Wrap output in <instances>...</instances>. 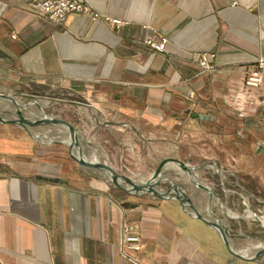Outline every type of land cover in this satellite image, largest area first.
<instances>
[{
  "label": "crops",
  "instance_id": "obj_1",
  "mask_svg": "<svg viewBox=\"0 0 264 264\" xmlns=\"http://www.w3.org/2000/svg\"><path fill=\"white\" fill-rule=\"evenodd\" d=\"M85 1L127 23L70 13L55 25L30 0H0L1 93L58 96L94 130L92 141L78 139L83 156L99 160L102 143L112 167L128 149L153 163L154 143L185 142L218 115L237 124L242 141L264 142V79L240 94L246 68L264 58V0ZM162 35V52L143 43ZM202 52L215 53L210 71L199 65ZM0 108L11 106L0 98ZM40 126L29 127L34 138L0 122V264H264L263 253L255 262L230 254L178 201L128 194L81 167L52 142L67 130L58 127L57 139ZM223 216L233 248L253 255L264 243L259 221ZM127 235L139 237L137 250L125 246Z\"/></svg>",
  "mask_w": 264,
  "mask_h": 264
},
{
  "label": "rangeland",
  "instance_id": "obj_2",
  "mask_svg": "<svg viewBox=\"0 0 264 264\" xmlns=\"http://www.w3.org/2000/svg\"><path fill=\"white\" fill-rule=\"evenodd\" d=\"M15 98L20 103L36 99L46 114L57 118H68L77 124L79 133L83 138L92 141L96 137L94 130L89 125L88 127L85 126L84 119L79 118L77 111L66 107L63 102L58 101V96L39 95V97H33L31 95H16ZM36 106L31 104L25 109L22 108V111L25 112L24 115L26 117L39 116L40 110ZM4 116L8 118L14 117L11 112H4ZM231 123L223 116L218 115L217 120L214 119L208 122L204 129L194 134V137H186L185 142H181L180 144L175 142L173 143V147L172 143H154L155 147H159L160 149L157 148L158 151L154 152L156 161L153 163L150 162L151 159L145 162L143 158L137 157V154H133L128 149L125 151L121 162L113 168L118 173L135 181H142L157 166L159 154L163 147L169 156L172 154L173 157L175 156L191 165L207 164V166L199 168L194 172L196 174L194 181H198L211 188L217 194L218 199L215 196L209 198L207 191L196 187L185 171H182L178 166V169L170 168L167 173L163 174V178L166 179L159 181L158 188H168L170 180L184 186L187 195L192 198L195 206L202 212H208L207 204L210 201L211 211L219 218H224V212L234 217L236 213L239 216H248L245 219H252L255 218L253 215L255 212L260 220H262L264 217V142L242 141L239 127H237V124L231 125ZM59 129L61 128H54L44 124L39 127V131L42 134L48 136L50 134H47V131H50L53 136L58 137L57 139H62L63 134L61 133L65 132ZM96 142L98 143V141ZM97 149L99 151L98 159L103 162L102 160H105L106 149L102 143L97 144ZM138 153L141 156L146 154L142 151ZM210 163H214L220 173ZM145 195L149 198H157L153 195ZM132 199L134 201V198ZM162 201L171 200L162 199ZM219 203H222L225 207H221ZM258 227V233L262 240L264 239V226L259 222ZM245 242L246 240L241 241L240 249L246 246Z\"/></svg>",
  "mask_w": 264,
  "mask_h": 264
},
{
  "label": "water",
  "instance_id": "obj_3",
  "mask_svg": "<svg viewBox=\"0 0 264 264\" xmlns=\"http://www.w3.org/2000/svg\"><path fill=\"white\" fill-rule=\"evenodd\" d=\"M0 98L2 100L7 101L12 109H3L0 108V122L3 123H11L15 125H19L25 131H27L32 137L37 138V135H33L29 127L35 125H42V124H52L57 127L64 128L68 132V138L63 140H53L52 142H61L68 146L70 156L81 166V167H91L99 169L103 174L102 177H106L115 187L125 191L131 195H153L161 199H172L178 201L181 209L190 215L193 218H196L202 221L207 227L211 228L213 231L217 233L220 237L222 243L225 245L226 249L235 257L242 259L244 261H258V257L264 253V243L254 245L250 248H258L255 253L251 256L245 255V251L249 248H244L242 250H235L231 244V234L229 233L227 226L223 224L222 220L215 215L210 208V201L207 204L208 212H202L199 210L192 201V198L187 195L184 186L179 183H174L169 180L170 186L168 188H158V183L161 180H165L163 178V174L167 173V167L170 164H175L180 167L183 171H185L191 180L194 182L196 187H200L207 191L209 198L215 196L218 199L217 194L209 187L199 183L198 181H194L192 178V174L199 168L207 166V164L202 165H191L186 163L176 157H164L162 158L155 169L148 175V177L142 181H135L125 175L118 173L110 164L106 162H101L99 160H89L82 154V147L78 139L82 142H86V140L80 135L77 128L65 121L63 119L57 118L52 115L46 114L40 103L36 99H31L30 101L20 103L13 95L11 94H4L0 92ZM35 104L38 106L41 117L39 118H31V116H25L22 108H26L27 106ZM4 112H11L13 113V118H8L2 116ZM33 117V116H32ZM192 118H198L199 120H209L210 118L213 119L214 117H210L206 113L196 112L191 114ZM218 173H220L219 169L216 167L214 163H210ZM195 174V173H194ZM168 180V179H167ZM252 210V209H251ZM225 215V213H223ZM255 219H257L262 225L264 223L260 220L259 216L254 212L253 213ZM243 217V216H242Z\"/></svg>",
  "mask_w": 264,
  "mask_h": 264
},
{
  "label": "built area",
  "instance_id": "obj_4",
  "mask_svg": "<svg viewBox=\"0 0 264 264\" xmlns=\"http://www.w3.org/2000/svg\"><path fill=\"white\" fill-rule=\"evenodd\" d=\"M32 6L42 15H45L53 24L58 25L65 21L70 13H79L91 19H103L110 22L115 28L127 22L116 17H110L93 9L85 0H30ZM168 39L162 35L158 39L148 36L143 39L144 45L150 50L162 52ZM215 56L214 52H202L199 55V65L203 71H210L213 64L209 61ZM264 58H258L244 72L243 85L240 94L245 95L251 89L257 88L264 79ZM124 244L129 249L137 250L140 246L137 235H127L123 238Z\"/></svg>",
  "mask_w": 264,
  "mask_h": 264
},
{
  "label": "bare ground",
  "instance_id": "obj_5",
  "mask_svg": "<svg viewBox=\"0 0 264 264\" xmlns=\"http://www.w3.org/2000/svg\"><path fill=\"white\" fill-rule=\"evenodd\" d=\"M40 116V115H39ZM39 116H31V118H34V119H36V118H39ZM41 117V116H40ZM91 153V152H90ZM169 167H171V168H177L178 169V167H177V165H175V164H170L169 165ZM183 171V170H182ZM186 173V172H185ZM187 174V173H186ZM195 177H196V174H192V178H193V180H195ZM194 198V197H193ZM219 205L221 206V207H225L222 203H219ZM262 221L264 222V217L262 218ZM245 255H247L246 253H245Z\"/></svg>",
  "mask_w": 264,
  "mask_h": 264
}]
</instances>
